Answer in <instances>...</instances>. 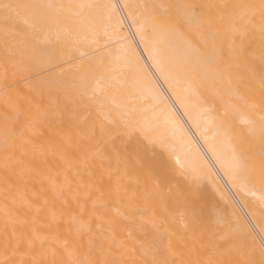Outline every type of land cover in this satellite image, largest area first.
Segmentation results:
<instances>
[{
  "label": "bare ground",
  "instance_id": "obj_1",
  "mask_svg": "<svg viewBox=\"0 0 264 264\" xmlns=\"http://www.w3.org/2000/svg\"><path fill=\"white\" fill-rule=\"evenodd\" d=\"M0 264H264V0H0Z\"/></svg>",
  "mask_w": 264,
  "mask_h": 264
}]
</instances>
